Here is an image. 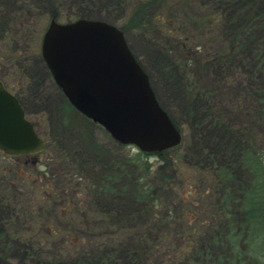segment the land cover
I'll return each instance as SVG.
<instances>
[{"label":"rangeland","instance_id":"1","mask_svg":"<svg viewBox=\"0 0 264 264\" xmlns=\"http://www.w3.org/2000/svg\"><path fill=\"white\" fill-rule=\"evenodd\" d=\"M191 1L196 6L189 11L178 2L171 12L152 5L150 31L139 27L125 33L159 105L181 132L176 149L145 156L133 146L119 148L100 126L73 113L67 117L41 57L42 37L51 21L84 19L123 27L137 0H0V82L19 100L46 149L37 156L0 152V264H214L208 254L175 257L174 245L151 260L144 256V246L152 247L157 231L152 212L173 225L174 212L181 210L184 227L207 229L209 205L226 194L239 205L244 184L257 182L248 158L264 160L262 121L255 116L256 94L264 88V18L251 15V8L264 13V0ZM205 21L209 31L202 37L187 29L191 22L199 28ZM178 39L189 41L190 55L180 54ZM90 178H115L109 182L114 191L91 194L98 180L90 183ZM142 178L154 189L151 201L133 196V182ZM56 187L73 191L69 205L54 198ZM81 216L116 225L81 228ZM72 227H90L92 244L85 233L45 239L50 230ZM97 227L140 234L146 241L129 237L114 250L107 244L105 249L114 253L105 259L95 244Z\"/></svg>","mask_w":264,"mask_h":264},{"label":"water","instance_id":"2","mask_svg":"<svg viewBox=\"0 0 264 264\" xmlns=\"http://www.w3.org/2000/svg\"><path fill=\"white\" fill-rule=\"evenodd\" d=\"M41 57L69 104L117 144L148 155L180 145V130L159 105L116 26L84 19L51 21L42 37ZM44 148L17 98L0 82V151L18 157Z\"/></svg>","mask_w":264,"mask_h":264},{"label":"trees","instance_id":"3","mask_svg":"<svg viewBox=\"0 0 264 264\" xmlns=\"http://www.w3.org/2000/svg\"><path fill=\"white\" fill-rule=\"evenodd\" d=\"M198 1V3H202V1L205 0H194ZM207 1V0H206ZM178 2L184 9H187L188 11L193 9L194 6H196L193 1L191 0H137L136 4L132 5L131 8L133 9L131 16L127 23L123 24V27H117L123 32V35L125 37L126 31H129L134 28H141L142 30H148L150 31V25L149 21L151 19L150 11L152 10V5L154 7H164L169 8L174 3ZM124 3V2H123ZM200 12H204L201 8H199V5L197 6ZM172 11V7H170L169 12ZM260 14L264 18V13H260L259 9L255 6L251 8V15ZM193 15V14H192ZM191 15V16H192ZM171 16V15H170ZM194 16V15H193ZM172 17V16H171ZM52 19H55V16L52 15ZM250 20V19H249ZM166 23H169L170 25H173L170 20H166ZM251 23V20L249 21ZM192 33H197L199 36H201V33L209 31V26L207 25V21L203 22V26L197 28V24L194 22H191L188 25L187 28ZM152 33V32H151ZM203 36V35H202ZM201 36V37H202ZM206 35L203 37L205 38ZM189 41L187 39L181 40L178 39V48L180 54L184 57L191 54L192 48ZM202 44V47L205 46V42L203 40H198ZM166 44L170 45V41H166ZM202 57H207V54H202ZM50 74V73H49ZM51 76V75H50ZM52 78V77H51ZM53 80V79H52ZM56 90L61 94L64 102V111L67 115V117L70 116L71 113L77 115L82 120H85L91 124H94L90 120L86 119L84 116L79 114L65 99V97L62 95L59 88L55 85ZM18 100V99H17ZM256 100H257V108L255 110V116L257 119L262 121V125H259V128L263 131L264 134V88L261 89L258 92V95L256 94ZM19 102V100H18ZM20 104V103H19ZM172 121V119H171ZM173 122V121H172ZM175 125V123L173 122ZM95 125V124H94ZM97 125V124H96ZM34 127V126H33ZM35 129V128H34ZM36 131V130H35ZM253 144H257L255 137H250ZM263 142H261L262 144ZM119 148H122L123 146L116 144ZM176 148L167 150L163 153H168L169 151H172ZM46 153V149L44 148V151L40 154L36 155H27V156H37V155H44ZM142 154V153H141ZM145 156H149L148 154H142ZM160 154H158L159 156ZM11 157V156H7ZM249 165L248 169L250 172V175H253L255 178H264V168L260 167V165L263 163L264 160L260 161L255 155H251L249 158ZM124 162V161H121ZM227 177H230L227 175ZM232 180V176L230 177ZM254 178V181H255ZM257 178L256 184H252L250 186V183L244 184V199L239 202V205L234 202V198L230 194H226L222 196L218 202L214 205H209V211L208 217L211 220V225L206 229H200L198 230V227H193L191 229H188L184 227L183 224V216L184 213L181 210H176L173 214V217H175V222H171L173 225H171L168 221L160 220L161 215L154 214L152 212L153 216V224L157 231L155 232L154 241L152 247L144 246V256L146 258L151 257V260L154 256H157L158 251H161L162 249L167 250V247L171 248L174 245V248L176 249L173 256L182 257L183 259L186 257V255H189L190 252L193 255L194 253H197V255H204L208 254L209 257L213 260L214 264H264V182L262 184L259 182V179ZM97 179L98 182L92 183L93 180ZM143 180H134V194L133 196L136 199H144L143 201H151L153 199V191L154 189ZM223 178H216L217 182H220V180ZM89 181L92 183V187L90 189L91 194H94L96 192L102 193L103 191L109 193L113 192L114 188L112 187V184L109 182H116L115 178H107L99 180L98 178H90ZM228 183V182H227ZM242 183H240L241 185ZM87 185V184H84ZM52 189V188H51ZM54 191V198H57L59 200H63L64 205H69L68 202L73 199L72 192H69L65 190V188L61 189L59 187H56L52 189ZM75 190V189H74ZM89 190V189H88ZM242 190V189H241ZM88 192L89 191H85ZM74 209H78L80 207V204L75 203L72 204ZM32 207L30 206L28 208V214H32ZM156 210V209H155ZM195 215V214H193ZM186 216V215H185ZM97 219V218H96ZM123 218H121L122 221ZM128 219V217H127ZM188 220V217H186ZM77 221H79L80 227H84L83 225L86 224L94 226H115L116 224H113L112 221L105 222L101 220L99 217L97 221H88L86 218L82 217L78 218ZM181 221V222H180ZM103 224V225H102ZM78 227V228H80ZM89 227V228H90ZM153 227V228H155ZM74 229L73 227L70 229H63V230H56V231H49V233L45 234L46 240H51L59 236L60 233H70L72 236H79L85 233V236L87 235V241L88 245H91L94 241L92 239V232L90 233V229L83 231L84 229ZM102 227H97L98 233V239L95 240L96 247L101 252V257L108 259L109 255L113 252H108L107 249H105V245L109 244V247H112L114 250L115 244L126 243V240H129L131 238L138 239L139 241L145 242L143 237L139 234V236H134L133 234L130 236L128 233L122 234L119 231H110L108 229H101ZM106 228V227H105ZM149 232V230H148ZM88 233V234H87ZM56 236V237H55ZM189 237V238H188ZM183 238V243L180 242V239ZM188 238V239H187ZM91 239V240H90ZM179 240V245L177 242L174 243V240ZM92 241V242H90ZM125 241V242H124ZM177 241V240H176ZM140 244V243H139ZM71 246V245H70ZM73 247V246H71ZM66 247H62L64 249ZM60 249V248H59ZM143 251V252H144Z\"/></svg>","mask_w":264,"mask_h":264}]
</instances>
